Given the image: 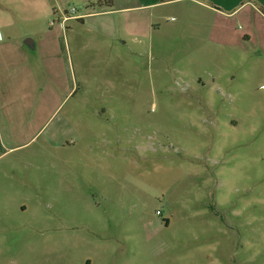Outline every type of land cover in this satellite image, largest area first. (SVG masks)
Masks as SVG:
<instances>
[{"label":"rangeland","instance_id":"obj_1","mask_svg":"<svg viewBox=\"0 0 264 264\" xmlns=\"http://www.w3.org/2000/svg\"><path fill=\"white\" fill-rule=\"evenodd\" d=\"M163 1L0 0L5 66L56 71L3 125L0 264H264V29Z\"/></svg>","mask_w":264,"mask_h":264},{"label":"crops","instance_id":"obj_2","mask_svg":"<svg viewBox=\"0 0 264 264\" xmlns=\"http://www.w3.org/2000/svg\"><path fill=\"white\" fill-rule=\"evenodd\" d=\"M140 6L137 9H149L157 6L160 3H169L167 1H151L139 0ZM175 1V0H172ZM195 4L201 9L214 14V20L210 23L208 32V40L215 45H228L233 37V23L243 24V31L238 39V44L246 41L250 43L255 34L262 37L264 29V0H193ZM110 8V7H109ZM132 8H123L117 10L128 11ZM112 10L101 13L110 14ZM234 20V21H233ZM127 27V34L133 42L136 41V35H147L151 38L153 31L156 32V27L152 29V25L147 23L136 24L135 21L129 22ZM104 29L107 26H103ZM114 31V29L112 28ZM236 32V31H235ZM234 38V37H233ZM264 39V36L262 37ZM125 39L120 38L126 44ZM33 46V45H32ZM1 54V53H0ZM23 61H25L26 54H20ZM15 54L2 53L0 55V146L4 144L5 129L13 119L15 103H18L20 111H27V109L34 108L32 97L35 91L43 85V90L48 93L54 90L56 71L48 68H18L6 67L5 63L8 59H14ZM21 63V62H20ZM14 65V64H13ZM50 84L52 87H50ZM45 92V91H44ZM46 96V95H45ZM45 98V97H44ZM36 108L48 112L51 102L47 99H42ZM22 113V112H21ZM28 113V112H23ZM43 113V112H42Z\"/></svg>","mask_w":264,"mask_h":264},{"label":"water","instance_id":"obj_3","mask_svg":"<svg viewBox=\"0 0 264 264\" xmlns=\"http://www.w3.org/2000/svg\"><path fill=\"white\" fill-rule=\"evenodd\" d=\"M24 44L26 45V46H28V47H30V48H33V43H32V41L31 40H26L25 42H24Z\"/></svg>","mask_w":264,"mask_h":264},{"label":"built area","instance_id":"obj_4","mask_svg":"<svg viewBox=\"0 0 264 264\" xmlns=\"http://www.w3.org/2000/svg\"><path fill=\"white\" fill-rule=\"evenodd\" d=\"M73 12V11H72ZM71 17H69V18H67V17H65L64 19H63V21H67L68 19H70Z\"/></svg>","mask_w":264,"mask_h":264}]
</instances>
